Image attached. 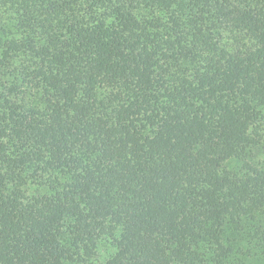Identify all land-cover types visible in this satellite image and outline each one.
<instances>
[{"label":"trees","instance_id":"trees-1","mask_svg":"<svg viewBox=\"0 0 264 264\" xmlns=\"http://www.w3.org/2000/svg\"><path fill=\"white\" fill-rule=\"evenodd\" d=\"M0 264H264V0H0Z\"/></svg>","mask_w":264,"mask_h":264}]
</instances>
